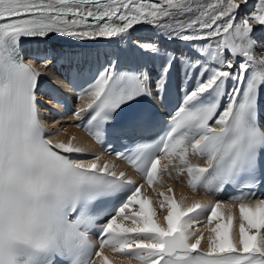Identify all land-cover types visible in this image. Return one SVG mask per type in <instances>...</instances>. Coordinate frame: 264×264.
I'll return each instance as SVG.
<instances>
[{
    "label": "snow or ice",
    "instance_id": "1",
    "mask_svg": "<svg viewBox=\"0 0 264 264\" xmlns=\"http://www.w3.org/2000/svg\"><path fill=\"white\" fill-rule=\"evenodd\" d=\"M144 25L156 39L133 46L132 31ZM261 33L264 0H0V264H113L105 248L123 257L120 264H264ZM114 38L129 47L105 52L102 63L83 48ZM29 43L42 46L32 59L67 66L77 98H89L73 112L89 113L76 127L106 150V137L150 141L115 152L149 186L179 161L193 191L230 189L232 203L187 205L169 188L172 195L157 193L165 224L143 183L102 154L86 158L74 135L54 140L66 129L46 128L45 113L58 115L55 105L67 101L25 61ZM175 75L183 94L161 121L155 103L169 108Z\"/></svg>",
    "mask_w": 264,
    "mask_h": 264
},
{
    "label": "bare ground",
    "instance_id": "2",
    "mask_svg": "<svg viewBox=\"0 0 264 264\" xmlns=\"http://www.w3.org/2000/svg\"><path fill=\"white\" fill-rule=\"evenodd\" d=\"M251 4V0H250ZM247 11V9H246ZM255 27V26H254ZM155 34V30L151 26H136V30L132 31L131 34V43L134 46L140 41V37H137V40L133 41V38L135 35H150V34ZM261 35H264V33H261ZM145 37V36H143ZM152 37V36H151ZM156 37V36H155ZM142 38V37H141ZM150 39V37H148ZM145 39V38H143ZM146 40V39H145ZM144 40V41H145ZM73 47H76L77 50H80L81 45L77 42L70 41ZM170 46L174 47L175 44H171ZM42 46H38L34 43H29L26 46V51L25 54L26 56L36 65L37 69L42 73L41 80L43 81L44 86L48 85H55V84H60L63 82V70L57 68L55 60L48 61L46 62V66H42V64L35 60L32 59L31 53H35L39 50V48ZM129 47V41L124 40V41H119L116 38H114L112 41H108L105 39H98L96 41H88L83 44V48L87 51H91L93 53L99 52L101 54L100 56V62L105 60L104 53L109 52V53H121L127 50ZM257 58H260L264 56V53L258 52ZM145 62H147L148 58L144 57ZM122 63H128L127 58L123 60ZM177 84L179 86H184L181 82V79L179 75H177ZM42 94H45V91H42ZM89 98L86 96L84 98V101H81L79 99H76V101L80 104L83 105L85 101H87ZM52 104V103H51ZM53 106V104H52ZM51 106V107H52ZM56 109L57 106L55 105ZM50 123L47 124V128L55 132V129L57 127H62L63 129H66V132L62 131L59 133V135H54L52 138L55 139H62V140H68L71 136H76L77 140L76 143L80 144L83 146L86 150L85 156L86 158H91L94 154L99 153L102 154L104 160L112 162L116 166V171H124L127 176L135 178V173L130 170L126 165L123 164V162L113 158L110 155H106L101 152L100 148L97 146V144L88 136L86 135L81 129L74 127L70 122L67 120V115L64 116L62 119H53L57 114H50ZM52 115V116H51ZM56 122V123H53ZM194 155L190 156V159H192ZM204 160V159H200ZM167 163V161H162V164ZM183 165L179 163V161H176L173 166H170L168 171L161 172L162 178L159 182L155 183L152 187H150L148 184L144 185V188L142 189V192L144 195L150 197L153 200V206L155 207L157 211V216L158 218L166 224V221H163V217L167 213V208L161 209L160 207V201L162 200L161 196L155 195V193L163 192L168 195H172L173 193L168 192L169 188H172L174 190L175 198L177 201H180L181 199H184L185 204L191 205L192 203L196 201H202L205 203H215L217 199H214L210 196H208L206 193H204L202 190H198L197 192H191L189 189L186 187V185L183 182H178L177 179L178 177H181L182 174L176 173L177 169L181 168ZM225 204L232 203V202H226L223 200H220ZM248 203H255L254 201H250ZM236 219L234 221V234L238 235V229H239V224H240V219H239V204L236 203V207L234 209ZM200 231H204V218L201 217L200 219ZM205 238L207 237L208 233L204 232ZM202 249L206 248V240L205 242H202ZM105 254L109 256L110 259L113 260V264H120L121 260L123 259L122 256L115 254L111 251L109 248H105ZM132 264H139L138 261H133Z\"/></svg>",
    "mask_w": 264,
    "mask_h": 264
},
{
    "label": "rangeland",
    "instance_id": "3",
    "mask_svg": "<svg viewBox=\"0 0 264 264\" xmlns=\"http://www.w3.org/2000/svg\"><path fill=\"white\" fill-rule=\"evenodd\" d=\"M257 2H258V0H251V3H257ZM141 37H142V38H140V40H141L142 42H144L145 39H146V40H149V41H150L151 39H156L155 35H152V37H151V36H145V37H143V35H142ZM148 37H150V39H149ZM143 38H145V39H143ZM133 40H137L136 35L134 36ZM155 195H157V192L155 193Z\"/></svg>",
    "mask_w": 264,
    "mask_h": 264
}]
</instances>
